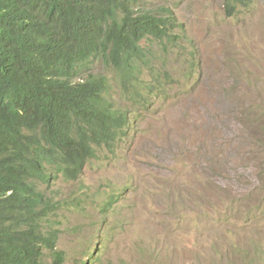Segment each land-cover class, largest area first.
Instances as JSON below:
<instances>
[{
  "label": "rangeland",
  "instance_id": "obj_1",
  "mask_svg": "<svg viewBox=\"0 0 264 264\" xmlns=\"http://www.w3.org/2000/svg\"><path fill=\"white\" fill-rule=\"evenodd\" d=\"M224 1H147L185 25L195 60L172 56L189 74L115 154L45 188L65 205L63 264H264V0L229 17Z\"/></svg>",
  "mask_w": 264,
  "mask_h": 264
},
{
  "label": "trees",
  "instance_id": "obj_2",
  "mask_svg": "<svg viewBox=\"0 0 264 264\" xmlns=\"http://www.w3.org/2000/svg\"><path fill=\"white\" fill-rule=\"evenodd\" d=\"M147 1L0 0V264H63L45 188L115 154L189 74L171 61L195 60L185 25Z\"/></svg>",
  "mask_w": 264,
  "mask_h": 264
}]
</instances>
